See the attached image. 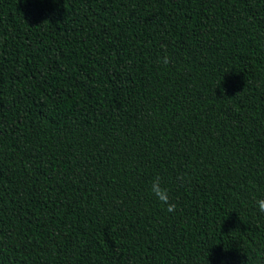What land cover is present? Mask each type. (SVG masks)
Instances as JSON below:
<instances>
[{"label": "trees", "instance_id": "1", "mask_svg": "<svg viewBox=\"0 0 264 264\" xmlns=\"http://www.w3.org/2000/svg\"><path fill=\"white\" fill-rule=\"evenodd\" d=\"M259 199L264 0H0V264H264Z\"/></svg>", "mask_w": 264, "mask_h": 264}, {"label": "clouds", "instance_id": "2", "mask_svg": "<svg viewBox=\"0 0 264 264\" xmlns=\"http://www.w3.org/2000/svg\"><path fill=\"white\" fill-rule=\"evenodd\" d=\"M163 63H168L167 57L164 58ZM150 191L162 205L166 206L168 212L175 210L176 205L171 202L169 190L163 186L162 179L159 176L152 181ZM257 205L258 210L264 213V199H259Z\"/></svg>", "mask_w": 264, "mask_h": 264}]
</instances>
